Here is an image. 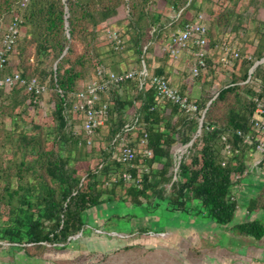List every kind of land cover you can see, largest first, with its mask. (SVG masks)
Returning a JSON list of instances; mask_svg holds the SVG:
<instances>
[{
  "label": "trees",
  "instance_id": "obj_1",
  "mask_svg": "<svg viewBox=\"0 0 264 264\" xmlns=\"http://www.w3.org/2000/svg\"><path fill=\"white\" fill-rule=\"evenodd\" d=\"M15 19L22 35L4 73L18 71L45 85L51 112L42 114L44 95L19 85L0 89V247L31 258L51 247L64 248L84 235V214L107 203L149 213L164 205L168 212L219 226L234 221L235 191L254 151L238 133H253L256 99L264 98V63L248 81L250 70L264 59V0H0V32ZM198 20L209 27L206 68L193 78L203 85L199 98L191 99L197 112L187 114L160 100L149 84L140 87L137 76L101 93L108 119L88 136L82 115L74 110L75 96L98 79L97 71L125 73L132 61L140 70L144 61L151 75L171 84L162 63L175 58L162 42ZM111 32L118 34L120 45L109 38ZM249 33L254 38L245 41ZM233 34L234 43L224 41ZM240 40L243 46L236 43ZM223 42L251 58L230 57L224 66ZM159 45L162 57L156 54ZM216 50L218 61H213ZM187 75L192 77L191 70ZM127 124L135 126L126 132ZM191 141L175 173V153ZM124 142L135 150L130 165L117 159ZM236 229L256 239L264 236L260 221Z\"/></svg>",
  "mask_w": 264,
  "mask_h": 264
},
{
  "label": "rangeland",
  "instance_id": "obj_2",
  "mask_svg": "<svg viewBox=\"0 0 264 264\" xmlns=\"http://www.w3.org/2000/svg\"><path fill=\"white\" fill-rule=\"evenodd\" d=\"M250 26L254 28L252 24ZM212 33L218 39V29L213 27ZM1 34L2 31L0 36ZM253 38V33L243 37L245 41H251ZM164 41L162 43L166 46L168 42ZM224 41L234 43V34ZM236 43L242 45L241 40ZM163 45H159L156 50L159 57L163 56ZM218 51L216 50L215 56L212 57L213 61L218 59ZM127 55L128 53L124 56ZM181 62L183 63L179 68L184 70L186 75L189 74L191 69L188 60L182 59ZM121 68L125 69V64H121ZM130 68L139 71V65L134 61L130 63ZM191 79L188 94L192 98H199L203 85L195 83L196 80L194 82L192 77ZM216 87L220 88L221 85L217 84ZM48 100V95H44L41 110L45 115L51 112ZM105 129L103 134L107 131L106 127ZM94 145H97L96 141ZM255 157L260 156L255 154ZM248 160L250 161L249 158ZM263 175L264 167L261 170H252V165L249 164L248 174L241 184L248 187V182L258 177L260 180L257 178V181L261 182V186H256V190L262 193ZM247 206L248 200L240 201L241 209ZM83 218L87 225L84 235L68 246L51 247L43 252L41 257L31 258L22 251H9L8 245H3L0 247V264H220L224 261L232 264L234 250L243 251V246L255 245V242L247 243V237L234 228L236 222H244L241 216H237L235 221L227 226L216 225L213 228L206 224L210 223L209 219L197 217L204 223L200 225L190 220L187 214L168 212L164 205L149 213L146 208L124 203H107L86 212ZM251 218L256 219L255 216ZM260 221L264 224V217L260 218ZM236 257L240 258L238 255Z\"/></svg>",
  "mask_w": 264,
  "mask_h": 264
},
{
  "label": "built area",
  "instance_id": "obj_3",
  "mask_svg": "<svg viewBox=\"0 0 264 264\" xmlns=\"http://www.w3.org/2000/svg\"><path fill=\"white\" fill-rule=\"evenodd\" d=\"M207 33V26L198 20L192 23H187L184 27L179 28L166 44L165 49L169 51L175 59L180 57L184 52H190L192 54V78L198 77L201 71L206 68L207 52L205 46L207 45ZM21 35L20 21L15 19L8 29L0 36V89H11L19 85L26 87L28 92L34 93L37 96H43L47 93V88L36 78L25 79L18 71L4 73L11 64V54L13 53L14 47ZM109 38L114 40L117 45H120L121 40L116 32H111ZM193 47L198 49L193 50ZM220 51V61L224 66L229 64L230 57L241 60L251 58L248 54L242 55L240 48L233 47L228 42L222 43ZM263 63L264 59L258 61L254 65L249 72L248 81L250 80L254 69ZM141 65L142 67L139 71L129 70L125 73H114L99 69L97 71L98 79L91 80L83 90L76 94L74 110L82 115V127L88 136H93L96 133V130L104 126L108 119L109 106L102 101L101 93H104L110 84L118 85L125 80L137 76L140 80V87L143 88L145 85L149 84L155 90L160 100H167L178 105L187 114L197 112L198 107L188 96L181 94L180 91L175 86L171 85L165 78L151 75L148 72L144 61H142ZM256 103L257 106L255 113L251 120L253 133L247 135H244L241 132L238 133L239 136L243 137L244 143L247 146L254 148V151L252 152L260 156L252 164V170L258 169L264 161V98H257ZM135 123H137V121ZM134 126L135 124L125 125V131L132 130ZM145 143L146 140L143 139L141 144L144 145ZM189 147L190 146L186 145L176 151L175 173L178 172L182 159ZM229 149L230 146H227L224 153H227ZM144 155L150 158L152 153L149 150H144ZM117 159L123 164L130 165L135 159L134 148H132L128 142H124L120 146ZM124 178L126 181H131L132 179L129 173H125ZM174 180H176V176L174 177Z\"/></svg>",
  "mask_w": 264,
  "mask_h": 264
},
{
  "label": "crops",
  "instance_id": "obj_4",
  "mask_svg": "<svg viewBox=\"0 0 264 264\" xmlns=\"http://www.w3.org/2000/svg\"><path fill=\"white\" fill-rule=\"evenodd\" d=\"M179 58V59H178ZM177 59L180 60H171L169 62H163L162 66L166 73L170 74L169 78L171 81V84L175 86L178 90L184 89L185 95L188 96L190 99H196L192 98L188 93L190 92V86L191 82L188 75L184 72V70L180 69L179 66L183 63L181 62L182 59H186L189 62V66H192L193 62V56L190 52H184L180 55ZM192 80V79H191ZM259 158V157H258ZM258 158L255 157V154L250 156L249 164L252 165ZM264 167V163L260 165V170ZM264 176V175H263ZM257 178L255 180H252L248 182V187H245L243 184L239 186V188L235 191V201H237L238 204H240V201H247L248 200V206L246 208L241 209V207L238 208L234 221L237 218V216H241L242 219H244V222H236L234 225V228L237 226L249 223L253 221H260V218L264 217V190L261 193V191H257V187L261 186V182L259 180L257 181ZM262 181V180H261ZM263 182V181H262ZM257 186V187H256ZM260 196H262L261 200L259 201ZM249 197V199L247 198ZM260 202V204H258ZM258 204V206H256ZM261 205V206H260ZM252 216H255L256 219L251 218ZM190 220H194L197 224H202L203 222L199 220L195 216H189ZM210 221V220H209ZM208 222V221H207ZM261 222V221H260ZM204 224V223H203ZM209 227L215 228L217 224H215L213 221H210ZM219 226V225H218ZM246 236L248 241L247 243H254L255 245H246L243 246V251L241 249L234 250V255L231 260H234L232 264H264V236L261 239H256L252 236ZM239 254H244L245 256H241ZM239 256L240 258L236 257ZM237 260V262H236ZM220 264H228L226 261L221 262Z\"/></svg>",
  "mask_w": 264,
  "mask_h": 264
},
{
  "label": "water",
  "instance_id": "obj_5",
  "mask_svg": "<svg viewBox=\"0 0 264 264\" xmlns=\"http://www.w3.org/2000/svg\"><path fill=\"white\" fill-rule=\"evenodd\" d=\"M67 26H68V24H67ZM205 113H206V111L204 112V114H205ZM202 126H203V118H202V120H201V124H200V128H199L198 134L201 133V128H202ZM192 143H193V141H191V142L188 144V146H191ZM80 235H81V234L75 236L74 239H77Z\"/></svg>",
  "mask_w": 264,
  "mask_h": 264
}]
</instances>
